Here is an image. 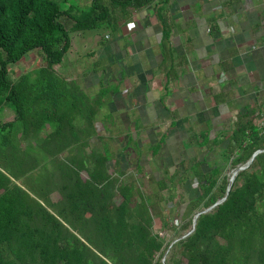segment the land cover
I'll return each mask as SVG.
<instances>
[{"label": "trees", "instance_id": "16d2710c", "mask_svg": "<svg viewBox=\"0 0 264 264\" xmlns=\"http://www.w3.org/2000/svg\"><path fill=\"white\" fill-rule=\"evenodd\" d=\"M170 2L90 0L82 9L69 0H0V264H164L169 246L153 232L154 216L163 218L162 205L173 202L182 230L192 231L195 215L226 196L229 172L264 151V125H257L247 114L240 116L220 154L214 151L220 143L211 140L210 133L190 134L196 154L182 159L181 168L170 173V178L174 188L196 181L199 193L191 200L184 194L178 198L165 181L156 180L160 192L168 196L159 197L156 204L144 198L134 207V185L120 184L108 171L113 159L110 151L82 154L88 139L98 133L96 109L102 101L91 100L54 70L72 48L71 31L62 19L73 22L74 32L105 28L118 33L136 13L153 8L167 64L173 29ZM37 50L44 56L45 67L35 78L24 74L14 79L10 66ZM108 94L105 91L100 97ZM6 108L14 112L13 121L2 120ZM48 128L51 132L42 136ZM19 135L28 143L25 150L16 141ZM167 138L165 134L148 147L153 158L161 155ZM137 145L131 135L124 155L132 157L136 149L140 153ZM204 148L209 149L208 155L215 154L213 161L200 159ZM73 150H79L81 158L59 159L55 172L43 169ZM36 171L40 176L28 180ZM85 171L87 180L82 178ZM142 171L139 165L134 174ZM153 173L146 175L153 178ZM23 177L35 193L17 184ZM56 185L59 200L50 196ZM117 193L123 199L120 204L115 203ZM262 199L264 153L238 174L214 215L201 216L195 231L177 243L175 248H180L185 262L171 258L166 264H264V213L258 211Z\"/></svg>", "mask_w": 264, "mask_h": 264}, {"label": "crops", "instance_id": "0c3cea01", "mask_svg": "<svg viewBox=\"0 0 264 264\" xmlns=\"http://www.w3.org/2000/svg\"><path fill=\"white\" fill-rule=\"evenodd\" d=\"M169 15L173 29L167 64L162 30L150 8L119 30L110 49L112 38L107 36L105 48L112 53L105 59L111 69L117 65L118 81H107V71L106 81L68 82L91 100L109 91L101 107L96 106L101 135L115 132V144L125 146L133 135L147 151L168 134L159 157L177 165L196 154L190 134L210 133L220 143L214 146L220 154L241 115L264 125V0H171ZM133 24L138 28L131 29ZM144 135L148 142L157 141L142 144ZM208 153L204 148L200 159L213 161L215 154ZM126 155L127 163L133 156Z\"/></svg>", "mask_w": 264, "mask_h": 264}, {"label": "rangeland", "instance_id": "374dc122", "mask_svg": "<svg viewBox=\"0 0 264 264\" xmlns=\"http://www.w3.org/2000/svg\"><path fill=\"white\" fill-rule=\"evenodd\" d=\"M70 4H77L79 8H85L89 3L90 0H69ZM62 22L67 26V28L71 31V38H72V48L71 51L66 55L64 62L61 65L55 66V72L64 80L66 81H106L105 77L107 71H110L111 78L107 81H118L117 76L115 75L118 70L116 69L117 65H113L112 69L106 62L105 58H109V55L112 53L105 47L108 45L107 42H103L104 40L108 41L107 36H111L112 41L109 45L110 47L114 45V41L116 40L118 33H113L105 28H102L95 32H74L72 31L73 22L63 18ZM138 28V24H133L131 29ZM104 43V44H103ZM105 59V62H104ZM46 63L44 61V56L40 51H33L28 54L20 63L16 65L10 66L11 75L14 79H19L24 74H29L31 77H37L40 68L45 67ZM109 76V77H110ZM112 87H110L111 89ZM95 93H99V88L95 89ZM92 93V92H90ZM88 93L89 95H92ZM98 96V97H97ZM101 97L99 94L96 95L95 100H100ZM2 120L5 122L13 121L14 120V112L9 108H6L1 114ZM109 118V117H108ZM107 118V120H108ZM110 121V120H109ZM51 132V129L48 128L42 136H46ZM162 133L156 135L157 139H160ZM116 133L106 131L105 133H94L91 138L88 139L86 145L84 146V150L82 154L90 155L91 153H96L100 155H104L106 149L110 151L112 155V162L109 163L108 171L114 177L120 180V184L126 185H134L135 191L133 193V207L137 204H140L142 200L150 199L153 204H156L159 197L161 196H168V193H161L159 187L157 186L156 180H163L167 183L168 187L173 189L174 195L178 198L183 194L186 196L187 199L194 198L199 193L198 183L196 181H191L187 184L179 183L177 187L174 188L173 186V179L170 178V173L174 171H178L180 167L179 164L173 165L170 162L172 160H167L166 157H157L156 159L153 158L152 153L146 151L144 148L143 150L138 153L139 150H133V157L131 161L127 160L125 162L124 159V146L125 143L121 142L120 144H115L114 141H111V138L116 139ZM145 139H142V144H149L155 143L156 139H150L149 142L147 140V135H144ZM18 144L22 149H26L28 143L25 142L21 135L17 136ZM144 142V143H143ZM146 151V155H144ZM192 154V152H189ZM77 156L81 158L79 154V150L67 151L61 158H56L53 161H49L46 163V166H43V169L46 167L48 171L55 172L57 170L56 161L59 159L68 160L71 156ZM169 156V152H168ZM126 158V156H125ZM127 159V158H126ZM166 159V160H165ZM124 162V164H123ZM130 162V163H129ZM168 162L169 168L165 165ZM173 163V162H172ZM2 166V164H0ZM141 165L143 167L142 173H138V175L134 174L138 169V166ZM163 165V167H160ZM162 168L160 171H156L158 168ZM152 174L153 178L146 175V173ZM234 171L229 172V177L233 175ZM38 171L31 174L28 180H32L34 178H38L40 174H37ZM228 173V172H227ZM150 175V174H149ZM182 177V176H180ZM82 178L87 180L89 178L88 172H82ZM181 179V178H180ZM26 177L21 178L17 181L22 187L31 192H34L32 185L26 181ZM177 181V179H176ZM57 186V185H56ZM54 186L51 189L50 196L52 199L59 200L60 193H59V186ZM121 194L117 193L115 198V203L120 204L122 202ZM163 210V218L154 216L153 218V232L158 233L162 238H164L167 242V245L170 247L175 241H178L183 236L187 235L190 230L183 231L182 230V223H179V211L177 206L173 203H166L162 205ZM205 211V210H203ZM258 211L260 213H264V199H262L258 205ZM214 210L204 213L202 216H213ZM188 219L184 222L186 223ZM190 229H193L191 226ZM177 243L173 245L170 251L167 253L166 261L169 259L173 260H183L180 255V248H175ZM158 258V256H157ZM184 261V260H183ZM185 262V261H184Z\"/></svg>", "mask_w": 264, "mask_h": 264}, {"label": "water", "instance_id": "95a60500", "mask_svg": "<svg viewBox=\"0 0 264 264\" xmlns=\"http://www.w3.org/2000/svg\"><path fill=\"white\" fill-rule=\"evenodd\" d=\"M264 153V151L262 150H259L257 151L253 156L252 158L250 159V161L245 165V166H242L240 168H238L237 170H235L233 172V175L230 179V184H229V187L227 189V193H226V196L218 201L215 205H213L212 207L206 209L205 211H202L198 214L195 215L194 217V220H193V229L192 231H190L187 235L183 236L181 239H179L178 241H175L168 249L167 253L170 251V249L173 247V245H175L176 243H178L179 241L183 240V239H186L187 237H189L196 229V225H197V221L198 219L204 214V213H207V212H210V211H213L216 207H218L219 205H221L223 202H225L229 196V193H230V190H231V187H232V184L234 183L236 177L238 176L239 173L245 171L246 169H248L251 164L254 162V160L257 158V156H259L260 154ZM18 184V183H17ZM19 186H21L20 184H18ZM24 189V188H23ZM50 211V210H49ZM51 212V211H50ZM53 213V212H51ZM167 253L165 254L164 258H163V263L166 264V256H167Z\"/></svg>", "mask_w": 264, "mask_h": 264}]
</instances>
